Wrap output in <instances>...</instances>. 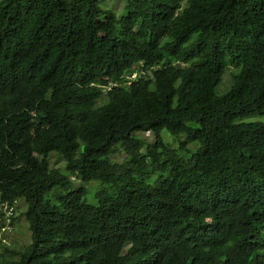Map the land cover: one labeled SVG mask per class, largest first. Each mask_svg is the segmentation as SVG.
Here are the masks:
<instances>
[{
  "label": "trees",
  "instance_id": "16d2710c",
  "mask_svg": "<svg viewBox=\"0 0 264 264\" xmlns=\"http://www.w3.org/2000/svg\"><path fill=\"white\" fill-rule=\"evenodd\" d=\"M122 1L0 0V264H264V0Z\"/></svg>",
  "mask_w": 264,
  "mask_h": 264
},
{
  "label": "rangeland",
  "instance_id": "374dc122",
  "mask_svg": "<svg viewBox=\"0 0 264 264\" xmlns=\"http://www.w3.org/2000/svg\"><path fill=\"white\" fill-rule=\"evenodd\" d=\"M106 2L108 4H111L115 8V11L117 12L119 16H122L123 14H125L124 3L122 0H106ZM232 72H233V69L231 67L226 71L223 82L221 83V85L218 87V90H217L219 94H222L229 89L230 84H231ZM253 118L264 120V116H256ZM142 137L148 142H153L155 139V136L149 132L143 133ZM125 158H126V155L124 153H119L113 156L114 161H117V162H123ZM50 164L53 168L63 169L65 167L64 160L57 153L51 154ZM72 180L76 184L77 187L83 186L84 188H86L87 194H88L87 198H88L89 203L94 204V205L98 203L94 194L96 191L100 190L103 187L101 182L91 181L89 183H86V182L81 181L78 176H73ZM19 207L20 208L18 210V216H20L21 212L26 209V205L23 201H20ZM15 225H16L15 228L13 229L12 227V230L1 231L0 239L5 237L6 241L2 240V242L7 243L8 241L11 243V246L13 248L22 249L23 247L27 246L29 242L31 241V233L29 231L28 224L26 223L24 217H18Z\"/></svg>",
  "mask_w": 264,
  "mask_h": 264
},
{
  "label": "built area",
  "instance_id": "2783aa9c",
  "mask_svg": "<svg viewBox=\"0 0 264 264\" xmlns=\"http://www.w3.org/2000/svg\"><path fill=\"white\" fill-rule=\"evenodd\" d=\"M139 74H145L144 69H140V71L133 72L132 74H127L126 78L128 81V84H131L132 80H134ZM112 84L109 85L108 89H110ZM0 210H2L5 213V217L7 218L6 225L2 228V231L6 230H12V226H10L11 219L16 216L15 208L13 206H9L7 203H1L0 202ZM3 241H6L5 238H3Z\"/></svg>",
  "mask_w": 264,
  "mask_h": 264
},
{
  "label": "clouds",
  "instance_id": "9594fccd",
  "mask_svg": "<svg viewBox=\"0 0 264 264\" xmlns=\"http://www.w3.org/2000/svg\"><path fill=\"white\" fill-rule=\"evenodd\" d=\"M143 66H144V64H143L142 62H140L139 64H136L135 67H134L135 69H134V71H132V73H133V72H136V71H140V69H144ZM144 70H145V69H144ZM149 70H150V69H149ZM149 70H145V74H147V72H149ZM132 73H130V74H132ZM127 74H129V73H127ZM127 74H126V75H127ZM130 74H129V75H130ZM145 74H144V75H145ZM139 75H140V74H139ZM110 84H111V83H110Z\"/></svg>",
  "mask_w": 264,
  "mask_h": 264
}]
</instances>
